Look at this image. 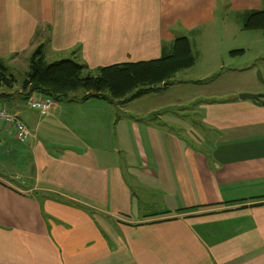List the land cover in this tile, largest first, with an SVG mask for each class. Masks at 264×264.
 <instances>
[{"label": "crops", "instance_id": "obj_1", "mask_svg": "<svg viewBox=\"0 0 264 264\" xmlns=\"http://www.w3.org/2000/svg\"><path fill=\"white\" fill-rule=\"evenodd\" d=\"M225 1L234 10L264 8V0H0V57L19 61L44 44L46 19L56 60L96 70L155 59L177 37L192 42L214 32ZM172 86L133 102L149 97L163 110ZM10 93L0 106L31 131L33 163L12 176L18 185L0 174V264H264V104L238 95L204 103L201 131L189 127L191 138L140 123L127 103L119 118L99 98L56 102L40 116L21 87ZM81 126L78 140L120 144L117 162L54 151L71 141L54 136ZM16 138L14 125L0 119L3 163L16 148L15 159L25 153Z\"/></svg>", "mask_w": 264, "mask_h": 264}, {"label": "rangeland", "instance_id": "obj_2", "mask_svg": "<svg viewBox=\"0 0 264 264\" xmlns=\"http://www.w3.org/2000/svg\"><path fill=\"white\" fill-rule=\"evenodd\" d=\"M226 3L225 1L224 4L219 6L214 32H205L202 36L196 35V37L191 35L193 52L197 59L196 65L176 75L174 80L177 82L164 95L166 99L162 102L163 104L169 101L170 105L165 106L167 108L161 110L159 106L154 107L152 99L149 97L127 103V107H130L131 111L139 115L137 121L140 123L145 121L149 124H153L156 121L159 128H179L186 137L195 138L193 131L189 130V127L201 131V105L204 103L223 101L227 97L239 95L241 92L264 94V33L261 29L244 28L243 12L248 9L239 8L238 10H234L228 7ZM45 16L47 15H43V17ZM47 23L48 21L44 19L41 40L46 45V47L44 46V52L48 60L52 61L55 52L54 50L51 51L52 46L46 37V29L48 28L49 31L50 28ZM228 25L231 26V29L225 30V27ZM31 50H28L26 53H30ZM232 51L235 52L232 53ZM31 54L24 58L21 57L19 61L5 58L3 62L8 67V72L16 75L18 81L13 89L8 90L7 87H1L0 92L22 87L30 70L29 62ZM92 72L95 74V70H92ZM190 79L194 81L189 82ZM79 92L81 95L83 94L82 89ZM180 97L185 98L180 100ZM158 103L160 104L161 102ZM27 107L26 104H22V108L28 109ZM118 107L120 106H111L113 110H116ZM157 109L159 110L151 112ZM28 110L35 112L34 109ZM97 113L99 112L95 106L94 114ZM116 113L124 114L119 109L116 110ZM167 115L172 117L173 120L171 119V122L166 120V125L162 127L161 122L168 117ZM84 130L81 126L78 130H71L69 132L60 131L59 136H54L53 139L55 141L65 142L67 139L71 141H67L64 145L56 144L55 146L58 148H54V151L62 156L71 155L72 158L77 157L83 160L85 157L94 159V155H99L100 161H104L107 165L117 162L113 157L118 158L120 156V153L115 150V145L118 146L120 144L116 143L114 145L110 141L95 145L92 142L86 143L78 140L77 136L84 135ZM124 141L128 144L122 143V145H125L131 151L135 150V146L131 147L132 140L130 143L127 139H124ZM27 144L14 145L20 149H26L24 154L26 157L29 154V157L26 160H23L21 156L15 159L14 157L17 153H12V156L7 158L5 163L0 160L5 165L3 170H6L2 171L0 166V174L4 173L5 177L10 180L13 179L12 176L14 174H17V176L21 175L19 173L20 170L25 175L29 173L33 161L31 150L27 148ZM155 146H159L157 140L155 141ZM125 153L123 152L122 156ZM22 162L28 165L25 166L28 167V172L24 171L25 167ZM8 170L10 171L8 172ZM13 180H15L17 185L20 183L18 178Z\"/></svg>", "mask_w": 264, "mask_h": 264}, {"label": "trees", "instance_id": "obj_3", "mask_svg": "<svg viewBox=\"0 0 264 264\" xmlns=\"http://www.w3.org/2000/svg\"><path fill=\"white\" fill-rule=\"evenodd\" d=\"M242 19L244 28L261 29L264 33V8L246 10ZM196 60L192 42L183 36L177 37L170 51L159 58L101 66L93 74L87 64L76 62L73 58L49 61L44 52V44H40L31 54L30 70L21 89L25 100L37 93L52 97L56 102H80L99 98L112 105L124 106L147 94L166 90L177 82L174 80L176 75L193 67ZM17 81L16 75L8 72V67L0 57V88L13 89ZM81 89L82 95L79 92ZM11 94L10 91H1L0 98L6 99ZM8 110L16 114L9 107ZM121 116L122 114H118L117 117ZM20 120L23 122L21 118ZM30 137L31 131L28 139ZM28 139L21 141L16 138L19 144L27 143ZM16 149L14 153L18 154L20 151ZM21 157L26 160L29 154L26 157L23 153ZM22 164L24 167L28 166L23 162Z\"/></svg>", "mask_w": 264, "mask_h": 264}, {"label": "built area", "instance_id": "obj_4", "mask_svg": "<svg viewBox=\"0 0 264 264\" xmlns=\"http://www.w3.org/2000/svg\"><path fill=\"white\" fill-rule=\"evenodd\" d=\"M28 105L38 110L41 115H47L54 106V100L49 96L40 97L34 95L30 98ZM0 119L14 125L19 140L26 141L28 139L30 131L27 126L21 120L17 119L14 114L10 113L5 106H0Z\"/></svg>", "mask_w": 264, "mask_h": 264}, {"label": "water", "instance_id": "obj_5", "mask_svg": "<svg viewBox=\"0 0 264 264\" xmlns=\"http://www.w3.org/2000/svg\"><path fill=\"white\" fill-rule=\"evenodd\" d=\"M239 97L242 99H250L254 102L262 103L264 104V94L261 93H247V92H241L239 94Z\"/></svg>", "mask_w": 264, "mask_h": 264}]
</instances>
